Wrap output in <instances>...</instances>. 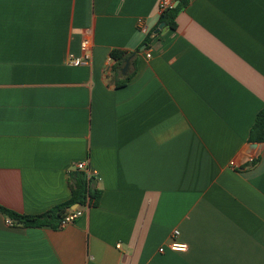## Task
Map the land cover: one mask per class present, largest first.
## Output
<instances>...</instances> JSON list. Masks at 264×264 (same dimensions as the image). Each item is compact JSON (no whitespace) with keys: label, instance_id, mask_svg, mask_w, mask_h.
<instances>
[{"label":"crops","instance_id":"obj_1","mask_svg":"<svg viewBox=\"0 0 264 264\" xmlns=\"http://www.w3.org/2000/svg\"><path fill=\"white\" fill-rule=\"evenodd\" d=\"M160 1L0 0V205L69 200L78 163L102 192L56 230L0 213V264H264V0H190L157 32Z\"/></svg>","mask_w":264,"mask_h":264},{"label":"trees","instance_id":"obj_2","mask_svg":"<svg viewBox=\"0 0 264 264\" xmlns=\"http://www.w3.org/2000/svg\"><path fill=\"white\" fill-rule=\"evenodd\" d=\"M178 4L172 9L166 10L161 14L160 23H165L170 26L171 30H176L177 19L181 12H183L189 5L190 0H175ZM149 42V39L148 41ZM131 56V55H130ZM126 53L120 50H113L111 57L117 61L115 70L120 72L124 66H126L129 57ZM135 63V61H133ZM134 72L128 73L123 78L122 86L131 81ZM250 142L264 143V108L256 116L255 123L251 129ZM98 181L94 174H88L86 171L74 170L70 173L68 180L69 187L71 189V197L69 200L60 203L52 209L34 216H28L26 214H19L4 208L0 205V213L4 217L13 221L14 224L20 225L26 228H40L49 227L51 229H58L62 220L70 213L73 212L74 206H97L99 204L102 192L95 186V182Z\"/></svg>","mask_w":264,"mask_h":264},{"label":"built area","instance_id":"obj_3","mask_svg":"<svg viewBox=\"0 0 264 264\" xmlns=\"http://www.w3.org/2000/svg\"><path fill=\"white\" fill-rule=\"evenodd\" d=\"M174 2L175 0H161L159 3V13L162 14L164 13L166 10L168 9H172L174 7ZM141 23V21H140ZM91 40L86 38L84 39V41H82L81 43V51H82V55L80 57L71 55L70 56V65L72 66H76V67H80L83 65H90L92 62V50H91ZM148 58H151V55H147ZM231 166L235 165V162L232 161ZM77 171H86L88 172V174H94L97 178L98 181H101L100 177L92 172L90 169H87L86 165L84 163H78L75 166V169ZM80 216H82V212L79 211H75V212H71L69 213L61 222L60 227H64L67 226L68 224H70L71 222L73 223L77 218H79ZM11 223H13L12 221H10ZM179 234L178 231H174L173 236H177ZM119 249H121L120 246H118ZM171 250L173 251H183L185 250L187 247L185 245H180L176 242L172 243L170 245ZM161 252H164V248H161Z\"/></svg>","mask_w":264,"mask_h":264},{"label":"water","instance_id":"obj_4","mask_svg":"<svg viewBox=\"0 0 264 264\" xmlns=\"http://www.w3.org/2000/svg\"><path fill=\"white\" fill-rule=\"evenodd\" d=\"M177 4H178V3L176 2V6H177ZM176 6H175V7H176ZM164 26H165V23H162V24L159 26V29L157 30V32H158L160 29H162ZM129 66H130V63H129V61H127L126 66L124 67V69H122V74H123V75H126V74H127ZM75 207H76V206H75Z\"/></svg>","mask_w":264,"mask_h":264}]
</instances>
